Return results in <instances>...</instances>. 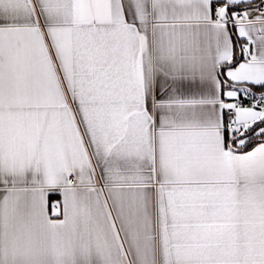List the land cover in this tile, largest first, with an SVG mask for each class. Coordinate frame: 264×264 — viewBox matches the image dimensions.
<instances>
[{
    "label": "snow or ice",
    "instance_id": "6c2138e0",
    "mask_svg": "<svg viewBox=\"0 0 264 264\" xmlns=\"http://www.w3.org/2000/svg\"><path fill=\"white\" fill-rule=\"evenodd\" d=\"M0 264H264V0H0Z\"/></svg>",
    "mask_w": 264,
    "mask_h": 264
}]
</instances>
